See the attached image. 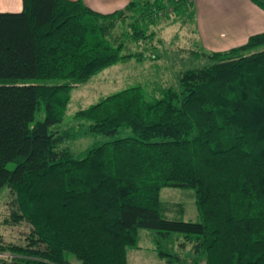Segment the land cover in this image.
I'll list each match as a JSON object with an SVG mask.
<instances>
[{"label": "trees", "instance_id": "trees-1", "mask_svg": "<svg viewBox=\"0 0 264 264\" xmlns=\"http://www.w3.org/2000/svg\"><path fill=\"white\" fill-rule=\"evenodd\" d=\"M22 2L0 12V189L16 195L12 220L33 229L26 246L0 244L12 255L0 264H72L66 253L128 264L142 229L167 264H179L181 237L194 264H264V32L201 52L206 63L159 98L131 86L79 110L87 132L112 139L78 158L60 147L71 135L54 130L72 90L146 60L134 47L171 16L194 24V0H130L110 14L81 0ZM166 187L193 189L201 221L167 218Z\"/></svg>", "mask_w": 264, "mask_h": 264}, {"label": "rangeland", "instance_id": "rangeland-1", "mask_svg": "<svg viewBox=\"0 0 264 264\" xmlns=\"http://www.w3.org/2000/svg\"><path fill=\"white\" fill-rule=\"evenodd\" d=\"M178 19L171 16L169 20L160 21L151 28L156 31L155 36L134 47L135 50L146 51V60L117 63L72 90L64 120L54 127L61 134L71 135L60 145L62 149L68 148L79 158L87 149L112 139L106 135L87 132L84 123L75 119L79 110L131 86H143L149 98H159L165 89L178 87V78L183 71L206 63L201 52L213 51L204 46L198 31H193L194 24L191 21ZM117 136H123V133ZM14 167V163L9 165L10 169ZM15 199L16 195L11 188L0 189V244L26 246L30 242L33 227L27 219L18 223L12 220V214L18 211ZM160 200L167 218L201 221L193 189L166 187L160 192ZM139 238L140 248L127 250L128 264H167L154 251V231L142 229ZM175 239L173 250L179 256V264H194L193 243L184 242L183 237ZM182 243H185L184 247L180 246ZM10 258L12 255L9 253L0 254V259ZM66 259L72 264H80L72 254L66 253ZM200 264H205V261Z\"/></svg>", "mask_w": 264, "mask_h": 264}, {"label": "crops", "instance_id": "crops-1", "mask_svg": "<svg viewBox=\"0 0 264 264\" xmlns=\"http://www.w3.org/2000/svg\"><path fill=\"white\" fill-rule=\"evenodd\" d=\"M81 1L102 14L113 13L130 2V0ZM260 3L264 4L258 0H194L193 31H198L204 46L213 52L241 46L250 36L264 32V8ZM22 8V0H0L1 13H18ZM224 34L226 35L223 37Z\"/></svg>", "mask_w": 264, "mask_h": 264}]
</instances>
